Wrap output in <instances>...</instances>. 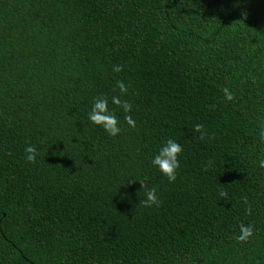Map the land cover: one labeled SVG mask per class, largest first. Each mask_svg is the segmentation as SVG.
<instances>
[{"label": "trees", "instance_id": "trees-1", "mask_svg": "<svg viewBox=\"0 0 264 264\" xmlns=\"http://www.w3.org/2000/svg\"><path fill=\"white\" fill-rule=\"evenodd\" d=\"M262 131L264 0H0V264H264Z\"/></svg>", "mask_w": 264, "mask_h": 264}, {"label": "clouds", "instance_id": "clouds-1", "mask_svg": "<svg viewBox=\"0 0 264 264\" xmlns=\"http://www.w3.org/2000/svg\"><path fill=\"white\" fill-rule=\"evenodd\" d=\"M114 71L119 72L122 71V67L117 65L114 66ZM117 87L120 89L121 93H127L128 88L124 84L123 81H117ZM225 93V98L229 101L234 99V96L229 91V89H223ZM112 103L118 106H121L125 112H130L132 109V105L128 101H121V99L117 96H113ZM89 119L96 125H100L104 128V130L111 136H116L121 132V128L118 127L119 121L116 115L111 112L108 108V98L104 96H100L94 99L93 107L91 112L89 113ZM125 120L127 124L131 127L136 126V121L132 118V116H125ZM194 132H199V139L203 140L207 133L203 130L202 124H196L193 127ZM261 137L264 138V131L261 132ZM182 146L174 141L173 139H168L165 145L160 149L159 153L153 158L152 163L159 167V170L167 176L169 182H174L177 178L176 171L180 167L179 155L182 153ZM25 152L27 153L25 159L27 162L35 163L36 157L39 155L36 147L34 145H28L25 148ZM259 166L264 168V159L260 160ZM129 183H132L130 180ZM141 186L144 185L140 182ZM157 190L152 188L146 193V200L140 201L145 207H151L152 205L159 206V200L157 198ZM220 196L227 197V192L221 190ZM244 202L247 204V197H244ZM250 213V207L247 209ZM253 235V227L251 225L245 226L243 223L240 225V235L236 237V239L240 242H246Z\"/></svg>", "mask_w": 264, "mask_h": 264}]
</instances>
